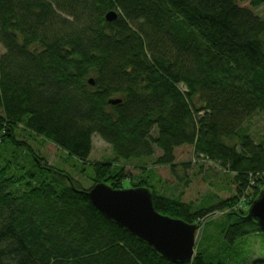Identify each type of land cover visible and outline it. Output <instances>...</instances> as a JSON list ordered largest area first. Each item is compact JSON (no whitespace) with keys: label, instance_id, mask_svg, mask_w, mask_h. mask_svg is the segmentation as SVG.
Segmentation results:
<instances>
[{"label":"trees","instance_id":"obj_1","mask_svg":"<svg viewBox=\"0 0 264 264\" xmlns=\"http://www.w3.org/2000/svg\"><path fill=\"white\" fill-rule=\"evenodd\" d=\"M242 2L0 0V264H176L107 220L35 137L74 157L91 184L128 179L157 212L201 224L182 264H264L240 247L264 234L245 218L264 187V138L246 126L264 114V17L252 9L264 0ZM95 134L112 158L88 161ZM183 145L221 168L231 196L194 204L161 191L153 168L175 176ZM131 162L139 173L127 174Z\"/></svg>","mask_w":264,"mask_h":264},{"label":"rangeland","instance_id":"obj_2","mask_svg":"<svg viewBox=\"0 0 264 264\" xmlns=\"http://www.w3.org/2000/svg\"><path fill=\"white\" fill-rule=\"evenodd\" d=\"M241 4L246 2L239 0ZM253 12L264 17V4L252 8ZM4 51L0 44V54ZM249 135L259 141L264 138V114L255 113L250 120L246 122ZM153 136L156 130L151 132ZM20 137L24 138L25 134L21 133ZM31 145L37 149L38 154L50 165L66 170L76 180L81 182V185L89 188L92 184L83 173H79L71 168L73 165H78L76 159L69 156L56 145L49 141H45L40 137H35L29 141ZM160 154V150L154 149L153 158ZM175 162L178 164L176 175L173 176L167 165H156L153 170L157 177L162 180L160 185L161 191L169 196H177L182 191L181 199L184 202H192L198 204L204 197L209 194H217L218 198H226L233 194V185L229 181V177L221 170V168L208 160L197 159L193 149L189 145H183L175 149ZM113 154L110 146L96 134L92 137V150L88 156L89 162L103 161L112 158ZM148 160L147 162H149ZM152 161V159H151ZM150 161V162H151ZM180 163H187V168H182ZM134 162L125 165L127 174L139 173V169L133 168ZM188 180L187 185H182L183 180ZM130 183L125 179L122 183V188H129ZM246 200V198H242ZM215 202V200H213ZM249 207V206H248ZM248 211V208H247ZM219 214L216 212L213 217L216 218ZM201 228L197 231L196 244L201 234ZM241 251L248 259L264 258V234H253L246 236L240 243Z\"/></svg>","mask_w":264,"mask_h":264},{"label":"water","instance_id":"obj_3","mask_svg":"<svg viewBox=\"0 0 264 264\" xmlns=\"http://www.w3.org/2000/svg\"><path fill=\"white\" fill-rule=\"evenodd\" d=\"M116 17L113 10L105 14L107 21ZM88 81L93 83L91 78ZM108 101L116 104L120 99L111 98ZM86 194L107 220L145 242L166 260L176 264L192 260L201 224L188 223L157 212L147 187L113 189L106 182L100 181L92 184ZM245 218L256 221L259 229L264 232V187L249 205Z\"/></svg>","mask_w":264,"mask_h":264}]
</instances>
